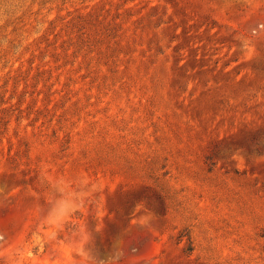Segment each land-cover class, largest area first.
<instances>
[{
  "label": "rangeland",
  "instance_id": "1",
  "mask_svg": "<svg viewBox=\"0 0 264 264\" xmlns=\"http://www.w3.org/2000/svg\"><path fill=\"white\" fill-rule=\"evenodd\" d=\"M0 264H264V0H0Z\"/></svg>",
  "mask_w": 264,
  "mask_h": 264
}]
</instances>
